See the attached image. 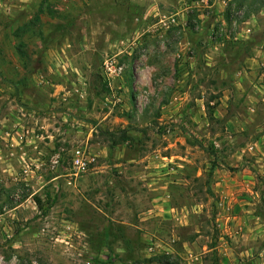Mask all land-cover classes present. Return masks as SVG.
Listing matches in <instances>:
<instances>
[{
    "label": "rangeland",
    "instance_id": "374dc122",
    "mask_svg": "<svg viewBox=\"0 0 264 264\" xmlns=\"http://www.w3.org/2000/svg\"><path fill=\"white\" fill-rule=\"evenodd\" d=\"M179 4L0 0V264H264V0Z\"/></svg>",
    "mask_w": 264,
    "mask_h": 264
},
{
    "label": "built area",
    "instance_id": "2783aa9c",
    "mask_svg": "<svg viewBox=\"0 0 264 264\" xmlns=\"http://www.w3.org/2000/svg\"><path fill=\"white\" fill-rule=\"evenodd\" d=\"M158 23L160 26L168 28L170 25L176 24V19L171 17H166L164 15H158ZM96 162V157L92 154L85 152H77L71 159V167L74 175L86 174L93 164Z\"/></svg>",
    "mask_w": 264,
    "mask_h": 264
},
{
    "label": "crops",
    "instance_id": "0c3cea01",
    "mask_svg": "<svg viewBox=\"0 0 264 264\" xmlns=\"http://www.w3.org/2000/svg\"><path fill=\"white\" fill-rule=\"evenodd\" d=\"M136 1H138V2H142V1H144L145 2V0H136ZM146 1H148L149 2V4H150V9H151V15H153V18L155 17H158V15H160V13L158 12V10L155 8L154 9V7H155V5L157 4V2L159 1V0H146ZM167 1V4L168 3H170V0H166ZM179 3L181 4V0H179ZM179 4V5H180ZM182 5V4H181ZM177 7V6H176ZM173 8H175V7H173ZM182 7L180 6V8L179 9H177L178 11H182V9H181ZM183 16V14H181V12H175V13H171L170 15H164V16H166V17H171V16H173L175 19H177L176 17L177 16ZM156 24V23H155ZM155 26V25H154ZM172 26V25H171ZM170 26V27H171ZM169 27V28H170ZM156 199V198H155ZM149 211H153V210H149Z\"/></svg>",
    "mask_w": 264,
    "mask_h": 264
},
{
    "label": "trees",
    "instance_id": "16d2710c",
    "mask_svg": "<svg viewBox=\"0 0 264 264\" xmlns=\"http://www.w3.org/2000/svg\"><path fill=\"white\" fill-rule=\"evenodd\" d=\"M45 196L47 197V199H49V194H48V193L45 194ZM35 201H36L37 203H40V200H39L38 198H35ZM43 211H44V213H45L46 210H43ZM100 263H101V264H110V262H108V261H106V262H105V261H104V262L101 261Z\"/></svg>",
    "mask_w": 264,
    "mask_h": 264
}]
</instances>
